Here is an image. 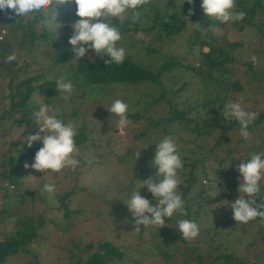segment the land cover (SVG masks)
<instances>
[{
    "label": "trees",
    "instance_id": "16d2710c",
    "mask_svg": "<svg viewBox=\"0 0 264 264\" xmlns=\"http://www.w3.org/2000/svg\"><path fill=\"white\" fill-rule=\"evenodd\" d=\"M201 4L202 0H194V4L185 2L184 5L182 0H149V3L140 9L142 16L139 21L127 20L123 25H120L118 19L114 21L120 28L124 40H131V37L126 35L129 29L146 34L149 31L158 32L161 34L160 37L172 39L173 35L188 27L183 34L182 48L185 54L182 58L164 56L162 62L155 66L136 62L129 55H126L122 64L109 65L106 63L110 59L107 54L98 56L94 51L89 52L91 55L93 53V59L89 53L82 59H74L72 46L69 44L74 30L70 25L80 19L76 15L77 5L74 2L56 6L59 23L56 25L57 31L49 30L46 24L50 19L49 16L37 15L25 22L22 16L12 15L11 10L7 15L0 11V35L1 30L5 31V37L0 39V84L5 79L7 81V85L1 88V99L6 100L7 105L3 104L0 109V189L4 184H20L21 177L32 169L25 168L24 165L34 163L36 152L43 147V144L38 141L34 142L32 147H28L25 141V137L29 136L28 126L36 122L33 115L42 104L47 103L51 106L52 103L60 102L65 98V93H59L56 87L59 78L63 77L65 82H72L73 96H78L75 92H80L82 96L85 89L88 92L99 93L106 92L108 87L112 88L115 84L130 86L148 82L151 87L155 86L157 89L153 99L144 102L145 111L162 108L164 104L173 109L171 117H158L150 121V126L160 127L163 123L174 127L180 125L184 130L191 132L195 141H200L198 150H190L198 152V157L187 162V157L181 156L185 170H180L182 182L179 183L178 188L187 215L177 212L173 217L166 218V223L174 227L172 235L187 241L177 229L178 221L187 219L197 223L202 219L201 217H207L211 208L227 199L230 192L238 189L239 184L236 183L240 175L237 171L238 165L250 159V155L254 152L264 153V136H262L264 127H260L264 120V111L257 113L256 119L249 125L248 139L240 135V125L236 120H228L222 115L228 89L241 88L236 80L230 81L233 70L230 72L227 64L235 60L232 55L235 49L244 50L245 47L237 39L230 42L223 28L225 22L205 15ZM233 11L246 13L245 19L238 22L240 29L257 26L260 35L264 36V0H236ZM141 21L143 24H140ZM215 27H220L222 32H216ZM117 46L121 44L117 43ZM248 48L249 54L264 58L261 47ZM146 49L149 54L154 52V49L148 46ZM11 54H15L24 62L13 60L6 63V56ZM37 54L48 58L49 65L42 67L41 62L36 59ZM191 57L200 61L199 67L194 66ZM247 58L243 64L246 72L251 73L250 77L264 76V66L254 68L249 56ZM203 66L209 68V72L204 76L201 73ZM187 72L189 73L186 74ZM179 81H182L180 86L174 88ZM196 84L200 86L194 89L193 86ZM191 90L194 96L188 97ZM35 94L40 95L44 103H37L33 98ZM179 97L189 102L181 109H177ZM127 116L137 120V113L132 114L128 111ZM77 133L75 137L77 147L90 139V131L85 124L78 128ZM210 139L214 141L212 145L208 143ZM156 144L152 145L155 150ZM225 145H228L229 149L219 158L221 149ZM89 146L82 148L88 149ZM212 158L216 159L218 164H212ZM205 166H211V169L208 171ZM200 168L201 172H199ZM210 171L216 173L215 179H211ZM231 172L234 176L226 179ZM202 179H206L205 182L202 183ZM263 182L264 180L260 183V194L254 197L258 199L257 203L261 202V196L264 197ZM148 193L153 197L149 191ZM18 194L16 189L15 197ZM11 196L13 195L8 193L4 195L5 204L1 210L4 216L0 219V223L13 219L15 223L13 227L16 230L4 233L0 241V264L11 255L19 252L27 253L29 251L27 246L38 236L37 229L43 226V220L35 218L36 215L19 218L20 209H14V199L12 200ZM64 196L67 198L68 193ZM63 199H61L62 203ZM251 222L253 224L249 222V225L255 226L256 232L264 239V223L259 217ZM197 224L200 229L197 238L204 239L213 235L212 226H208L209 222L202 228L200 222ZM168 233L171 234V231ZM235 239L240 243L244 239L243 234H238ZM162 242L158 243V246L167 247V243ZM249 245L242 249V255H236L234 251H225L226 245L222 247L217 245V249L221 251H217L213 256L208 254L206 256L208 264H217V261L221 262L220 264H264V252L259 255L260 260L255 259L257 254L250 253L253 249ZM92 248V243L82 248L81 253L74 257V264H107L114 259H122L125 255L118 247L107 241L99 243L91 252ZM192 248L196 249L197 246L192 245ZM88 252L90 254L84 256ZM183 259L184 264H188L186 258ZM202 259L201 256L197 257L199 262ZM250 260L252 263L249 262ZM36 264L40 263L36 262Z\"/></svg>",
    "mask_w": 264,
    "mask_h": 264
},
{
    "label": "rangeland",
    "instance_id": "374dc122",
    "mask_svg": "<svg viewBox=\"0 0 264 264\" xmlns=\"http://www.w3.org/2000/svg\"><path fill=\"white\" fill-rule=\"evenodd\" d=\"M259 16L262 17V15ZM140 24H143V21ZM224 24L223 28L228 40L232 42L237 39L245 47L244 50L235 49L232 54L235 60L227 64L230 72L233 70L230 81L236 80L241 88L240 90H235L232 87L228 89L225 105L229 102H241L245 111L257 114L264 111V76L250 77L251 73L246 72L243 61H246L249 56L254 68L260 65L264 66V60H258L264 58H257L255 54L248 53V47H261L264 51V36L260 35L257 26L240 29L238 22L229 21ZM187 28L173 35L172 39H164L158 32L149 31L146 34L141 31L133 32L129 29L126 35L130 36L131 40L121 39L117 43L121 44L118 47H123L126 55H129L134 61L145 65L150 63L155 66L162 62L164 56L182 58L185 54L182 48L183 34ZM214 30L222 32L220 27H215ZM2 34L4 38L5 31ZM146 46L153 48L154 52L149 54ZM89 55L93 59V53L92 55L89 53ZM36 56L42 67L49 65L48 58L39 54ZM15 60L24 62L23 59L17 57ZM193 64L195 67H199L200 61L193 59ZM208 72L209 68L203 66L201 70L203 76ZM181 82L174 85V88L179 87ZM6 85L5 79L0 84V109L3 104L7 105V101L1 99V88ZM150 85L148 82L130 86L115 84L112 88L108 87L106 92L100 91L99 93L88 92L85 89L82 96H80V92H75L78 96H73L72 92L65 93L67 98L52 103L51 107L56 109L57 118L65 123H73L77 132L78 128L85 124L87 130L90 131V139L78 147L79 154L76 155V158H80V163L75 171L65 168L59 173L49 170L46 174L31 169L21 177L20 184H12L13 186L4 184L0 189V219H3L4 216L1 212L3 204H5L4 195L8 193L13 195L11 199H14V209H20L19 218L36 215L35 218L43 220V226L37 229V238L27 246L29 251L11 255L3 264H27L28 262L32 264H36V262L40 264H74V257L80 254V250L87 244H93L92 252L103 241L113 244L125 254L122 259H114L107 264H184L183 258H186L188 264H208L206 256L208 254L213 256L217 251H221V249H217V245H221L219 247L226 245L228 250L225 249V251H234L236 255H242V249L248 244L253 249L250 253H256L255 259L260 260L258 257L264 252V239L256 232L255 226L249 225V222L253 224L251 221L247 224L235 221L233 212L229 208L231 202L239 198L238 189L230 192L227 199L211 208L207 217H201L205 220L204 223L202 219L197 222H200V228L204 227L207 222L210 223L208 226H212L213 235L208 238L196 237L182 241L172 235L174 227L168 223L161 229L158 226H149L146 229L141 225V232L134 231V218L124 201H127L135 191V186L132 183H140V180L148 178L158 180L157 170L151 165L155 155L152 145L164 137L170 136L175 141L180 156L188 158H186L187 162L199 156L198 152L190 150H198L200 141H195L191 132L184 130L180 125L174 127L163 123L160 127L150 126V121L158 117L168 118L173 114V109L169 108L167 104H164L162 108H151L145 111L144 102L147 99L151 101L156 93L155 89H157ZM199 86L196 84L193 88L197 89ZM193 93L191 90L187 96L192 97ZM200 93L202 94V92ZM150 95H152L151 98ZM33 98L37 103H44L40 95L35 94ZM115 99H121L127 103L130 113H137V120L128 118L131 123L123 134L117 127L119 117L109 113L106 108L110 107ZM177 103V109H181L189 102L187 99L179 97ZM260 127H264V120ZM28 130H30L29 135H36L39 132V125L34 122L28 126ZM213 142V139L208 140L210 145ZM87 145H90L88 149L82 148ZM227 149H229L228 145L222 147L219 158L226 153ZM139 152L140 157L138 158ZM212 164H218L217 160L212 158ZM205 167L208 171L211 169V166ZM199 172H201V168ZM210 173L211 179H215L216 173L211 171ZM178 176L182 182L180 170ZM232 176H234L233 172L226 176V179H231ZM205 180L202 179V183ZM47 183L55 185V191L51 195L43 190ZM236 183L239 184V180H236ZM16 189L19 194L15 197ZM140 191L141 195L149 199L154 206L157 204L154 197L149 195L147 188ZM177 192H180L179 188H177ZM66 193H68L67 198L64 196ZM14 224L13 219L0 223V241L3 239L4 233L16 230L13 227ZM169 231L171 234L168 233ZM238 234H243L244 238L240 243L235 239ZM162 241L167 243V247L158 246V243ZM192 245H196L197 248L193 249ZM88 254L90 252L84 256ZM198 256L203 257L201 262L197 260ZM249 262L252 263L251 260ZM220 263L217 261V264Z\"/></svg>",
    "mask_w": 264,
    "mask_h": 264
},
{
    "label": "clouds",
    "instance_id": "9594fccd",
    "mask_svg": "<svg viewBox=\"0 0 264 264\" xmlns=\"http://www.w3.org/2000/svg\"><path fill=\"white\" fill-rule=\"evenodd\" d=\"M73 2L77 5L76 15L80 18L70 25L74 30L69 39L74 59H82L90 51H94L98 56L107 54L110 59L106 63L109 65L122 64L126 51L123 47L117 46L122 35L114 21L118 19L120 25L127 20L139 21L142 16L140 9L148 4L149 0H0V11L7 15L11 10L12 15L22 16L25 22L37 15L49 16L50 19L46 21L49 30L57 31L56 25L59 23L56 6ZM185 2L194 4V0H182L183 5ZM235 3L236 0H202L201 7L205 15L212 19L226 23L242 22L246 13L234 12ZM15 59V54L7 55L5 62L10 63ZM56 85L61 94L73 91L72 82H65L63 77L57 80ZM106 108L112 115L119 117L117 127L123 134L131 123L127 116L129 105L121 99H115L110 107ZM222 115L228 120L238 121L240 135L244 139L249 138L248 127L256 119V113L245 111L241 102H229L225 105ZM33 116L39 125V132L25 137V141L28 147H32L34 142L41 141L43 147L36 152L34 163H25V168H32L46 174L49 170L59 173L65 168L75 171L80 163L76 158L79 154V148L75 143V137L78 134L76 126L57 118L56 109L47 103L42 104ZM151 165L157 170L158 180L148 178L140 180V183H132L135 191L127 201H124L134 218L135 232H141V225L146 229L149 226H158L161 229L166 226V218L173 217L177 212L187 215L182 196L177 192L180 183L178 171L183 169V161L172 137H164L156 144ZM237 171L240 174L238 176L240 195L238 199L231 202L229 207L233 212L234 220L247 224L259 217L264 223V197L261 196L260 203H257L254 198L260 194V183L264 180V153H252L250 159L238 165ZM143 188H147L153 195L157 201L155 206L141 195L140 190ZM43 190L51 195L55 191V185L47 183ZM177 229L185 240L195 239L200 231L196 222L187 219L179 220Z\"/></svg>",
    "mask_w": 264,
    "mask_h": 264
},
{
    "label": "built area",
    "instance_id": "2783aa9c",
    "mask_svg": "<svg viewBox=\"0 0 264 264\" xmlns=\"http://www.w3.org/2000/svg\"><path fill=\"white\" fill-rule=\"evenodd\" d=\"M2 32H3V30L1 31L0 39L2 38V35H3Z\"/></svg>",
    "mask_w": 264,
    "mask_h": 264
}]
</instances>
